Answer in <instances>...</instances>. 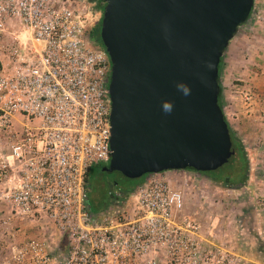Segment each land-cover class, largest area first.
Masks as SVG:
<instances>
[{
  "label": "built area",
  "instance_id": "2783aa9c",
  "mask_svg": "<svg viewBox=\"0 0 264 264\" xmlns=\"http://www.w3.org/2000/svg\"><path fill=\"white\" fill-rule=\"evenodd\" d=\"M95 3L0 0V182L17 180L0 192L10 206L0 225L44 218L50 228L15 247L10 263L209 264L182 191L160 172L144 176L124 199L128 207L114 198L89 210L85 175L110 156V60L91 38L101 15ZM18 24L30 34L29 53L6 36ZM245 87L239 96L248 107Z\"/></svg>",
  "mask_w": 264,
  "mask_h": 264
},
{
  "label": "water",
  "instance_id": "95a60500",
  "mask_svg": "<svg viewBox=\"0 0 264 264\" xmlns=\"http://www.w3.org/2000/svg\"><path fill=\"white\" fill-rule=\"evenodd\" d=\"M102 1L98 35L110 60V156L102 170L138 178L221 166L233 150L217 102L218 62L253 0ZM161 101L173 103L170 114Z\"/></svg>",
  "mask_w": 264,
  "mask_h": 264
},
{
  "label": "rangeland",
  "instance_id": "374dc122",
  "mask_svg": "<svg viewBox=\"0 0 264 264\" xmlns=\"http://www.w3.org/2000/svg\"><path fill=\"white\" fill-rule=\"evenodd\" d=\"M253 6L251 15L245 23L239 26L227 47L230 53L239 50H242L244 54H246V50L256 51L260 59L264 60V0H253ZM8 29L6 36L15 41L16 49L20 52L29 53L31 48L28 31L20 27L19 24L12 28L8 27ZM18 55L20 54L18 53ZM250 89L254 91L253 88L250 87ZM263 130L258 137L251 141L252 146L249 150L253 155L251 160L248 159L246 179L241 184L233 185L231 182L224 184L222 180L214 181L205 174L189 169L178 170V174L175 175L172 172L174 173L176 170L160 172L167 179H170L171 184L179 187L182 191L184 213L198 224L202 220H208V226L199 224V233L206 236L208 240L206 243L210 251L209 264L220 263L217 262V259L219 258L218 250L221 248L225 251V264L264 263ZM2 145L4 144L1 143L0 146ZM233 157L234 154L225 163L214 169V174H220L221 178L223 176L233 178L232 167L236 164V158ZM97 172L98 169L95 166L89 168L88 183L86 184L88 202L92 210L103 208L107 189L111 187L110 184L106 185L102 180L97 179ZM103 175L119 183L124 180L115 172H104ZM15 181L16 178L14 177H8L1 181L0 192L14 187L17 183H14ZM2 184H4L3 187ZM131 202L132 199L130 198L127 201L123 200V207H128ZM9 208L8 202L0 198V218L10 214ZM42 220L44 221V218L29 219L22 217L12 220L6 226L0 225V264H11L10 255L12 251L28 237H44L48 234L50 228L44 223H40ZM201 228L204 234L201 233ZM254 246L258 249V255L250 257L249 250L250 248L253 250Z\"/></svg>",
  "mask_w": 264,
  "mask_h": 264
},
{
  "label": "crops",
  "instance_id": "0c3cea01",
  "mask_svg": "<svg viewBox=\"0 0 264 264\" xmlns=\"http://www.w3.org/2000/svg\"><path fill=\"white\" fill-rule=\"evenodd\" d=\"M219 83V102L223 116L228 126L242 142L247 153V160H251L253 155L250 152L251 150H249L251 149L250 146H252L251 141L259 136L264 127V60L260 59L256 51L246 50V54H244L242 50H239L230 53V50L226 47L219 67ZM245 86H249L255 91L250 89L253 95V103L248 107L242 104V99L239 96V89ZM175 172L178 174V171ZM16 182L17 180L14 183ZM3 186L4 184H2ZM200 223L203 226H208V220H202ZM201 233H203L202 228ZM199 237L203 247H208L206 243L208 241L207 237L200 235V233ZM257 253L258 249L256 246H254L253 250L250 248V257H256Z\"/></svg>",
  "mask_w": 264,
  "mask_h": 264
},
{
  "label": "trees",
  "instance_id": "16d2710c",
  "mask_svg": "<svg viewBox=\"0 0 264 264\" xmlns=\"http://www.w3.org/2000/svg\"><path fill=\"white\" fill-rule=\"evenodd\" d=\"M102 6H103V4L101 6H99L100 10H101ZM97 8H98V6H97ZM249 14H250V11H249ZM248 18H249V15H248ZM99 25H100V17H99V20L96 24L95 30H93V32H92L91 38H92V41L94 44L102 47L100 39H99V35H98ZM225 49H226V47H225ZM222 56H223V54L220 56L219 62H218V79H219V67H220V62H221ZM218 84H219V93L217 95V102H218L220 109L222 111V108H221V105L219 102L220 83L218 82ZM223 118H224V116H223ZM226 124L228 127V133H229L230 142H231L230 148L233 150V153L231 155L234 154L233 158H236V164L234 165V167H232V171H233L232 174L234 177L233 178L230 177V180H231V183H233V184H241L246 179V172L248 169V160H247L246 152L244 150V146H243L242 142L240 141L239 137L228 126L227 122H226ZM93 166H95V165H93ZM93 166H91V167H93ZM186 169L194 171L191 168H186ZM240 169H241V173L239 174ZM112 172L118 173L124 180L120 183L115 181V180H111V182H110L111 187H110V189H107L106 199L103 201L104 206L102 209H105L108 205L113 204L114 198H116V200L118 202L124 200L134 190L137 183L139 181H141L142 178L147 174V173H144L139 178H128V177L123 176L121 173H119L117 171H112ZM199 173H202V174L209 176V178L214 180V181L222 179L220 174H214V170L201 171ZM132 180H134V181H132ZM85 181L87 184L88 183V172L85 175ZM88 186H89V184H88ZM88 205H89V209L91 212L99 211V209L92 210L89 202H88Z\"/></svg>",
  "mask_w": 264,
  "mask_h": 264
},
{
  "label": "clouds",
  "instance_id": "9594fccd",
  "mask_svg": "<svg viewBox=\"0 0 264 264\" xmlns=\"http://www.w3.org/2000/svg\"><path fill=\"white\" fill-rule=\"evenodd\" d=\"M175 87L177 91H179L183 96H189L191 94L190 87L183 82H177ZM173 107L174 105L171 101H161V110L164 113L170 114L173 110Z\"/></svg>",
  "mask_w": 264,
  "mask_h": 264
},
{
  "label": "flooded vegetation",
  "instance_id": "af4514ba",
  "mask_svg": "<svg viewBox=\"0 0 264 264\" xmlns=\"http://www.w3.org/2000/svg\"><path fill=\"white\" fill-rule=\"evenodd\" d=\"M95 5L101 6L102 5V1L101 0H96ZM94 30H95V28H94ZM103 165H104L103 163L95 165L96 169H98V172H97L98 173V178L97 179H99L100 181L102 180L106 185H109L111 180H110L109 177L103 175L104 172H106L105 170H102V166ZM221 180H222V182L224 184H228L229 182H231L229 176H223ZM233 185H235V184H233Z\"/></svg>",
  "mask_w": 264,
  "mask_h": 264
}]
</instances>
